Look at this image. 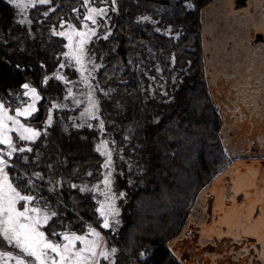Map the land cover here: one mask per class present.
<instances>
[{
	"label": "trees",
	"instance_id": "trees-1",
	"mask_svg": "<svg viewBox=\"0 0 264 264\" xmlns=\"http://www.w3.org/2000/svg\"><path fill=\"white\" fill-rule=\"evenodd\" d=\"M211 1L34 0L21 19L0 0V102L14 112L28 86L39 95L25 119L37 137L15 135L12 151L0 142V155L11 184L46 214L47 240L93 227L110 250L98 264H181L167 243L231 158L203 69L200 14ZM99 7L106 12L87 44L98 117L86 119L87 88L58 30L92 24L89 10ZM103 139L123 190L106 224L97 191Z\"/></svg>",
	"mask_w": 264,
	"mask_h": 264
},
{
	"label": "rangeland",
	"instance_id": "rangeland-1",
	"mask_svg": "<svg viewBox=\"0 0 264 264\" xmlns=\"http://www.w3.org/2000/svg\"><path fill=\"white\" fill-rule=\"evenodd\" d=\"M10 3L22 19L34 0H10ZM230 3L231 0H215L201 12L200 20H207L211 15L217 17ZM244 3L245 6L249 3L253 5L255 0H244ZM105 12V7L91 8L88 19L92 24L84 23L80 28L67 25L58 30L65 38V58L78 70L82 84L87 88L86 119L98 117L92 84L96 65L87 54V44L96 32V19ZM241 26L246 36L236 41L228 34L221 41H229L230 48L220 52L221 47L216 43L217 52L214 54L211 50L214 41L205 27L201 50L204 76L222 115V136L232 147L227 148L229 154L254 157V135L258 133L255 138L260 140L264 132V33L259 30L258 11L250 14ZM219 39L215 38L217 42ZM241 50L244 52L241 53ZM24 92L26 104L14 112L0 102V142L7 145L10 151L13 150L15 135L26 141L34 140L38 135V130L25 119L37 110L39 95L29 86ZM247 137L246 141H241ZM99 151L104 157V175L97 188L98 210L106 224L120 210L117 201L123 190L117 187V168L112 159L111 142L103 139ZM29 201L30 197L21 195L9 181L0 155V235L7 244L5 248H0V264H98L101 258L110 257V250L101 233L93 227L85 233H65L58 243L47 240L41 230L47 216Z\"/></svg>",
	"mask_w": 264,
	"mask_h": 264
},
{
	"label": "water",
	"instance_id": "water-1",
	"mask_svg": "<svg viewBox=\"0 0 264 264\" xmlns=\"http://www.w3.org/2000/svg\"><path fill=\"white\" fill-rule=\"evenodd\" d=\"M214 1L212 0L208 3L201 12L203 13L204 9ZM244 4V0H231V3L225 7L222 14L217 17H212L211 15L209 19L201 20L202 35L206 27L211 40L214 41L211 48V50L213 49V54L215 51L217 52L216 43L221 47L220 52H225L230 48L228 47L229 41H221L228 34L236 41L246 36V31L241 26V23L245 22L249 15L256 11H258V17L260 18L261 26L259 30L264 33V19L262 20L264 0H255L253 5L249 3L245 6ZM254 20L257 22L255 17ZM215 38L220 39L217 42ZM243 52L244 50H241V53ZM221 132L223 135L222 130ZM226 178H228L230 184L224 180ZM207 191L214 198L211 211L213 215L217 214V218L208 224L205 223L207 216L205 195ZM239 193L243 195L239 203L225 202L226 199L234 198ZM190 223L198 227L199 234L205 237H219L221 234H229L231 236L248 235L256 238L259 244L263 245L264 158L247 157L234 159L211 180L206 188L198 192L182 230L167 243V248L179 262V255L172 249V245L182 238Z\"/></svg>",
	"mask_w": 264,
	"mask_h": 264
},
{
	"label": "flooded vegetation",
	"instance_id": "flooded-vegetation-1",
	"mask_svg": "<svg viewBox=\"0 0 264 264\" xmlns=\"http://www.w3.org/2000/svg\"><path fill=\"white\" fill-rule=\"evenodd\" d=\"M263 19L264 14H262V20ZM256 134L254 135V138L252 137L254 141L252 144V150L255 154L253 158H264V132L261 134L262 138H260V140L255 138ZM248 137L245 139L241 138V141H246ZM224 142L227 148H232L230 145L226 144L225 139ZM230 155L232 157L228 164L234 159L248 157L237 156L235 153L229 154V156ZM211 180H209L201 189L206 188ZM224 180L230 184L228 178ZM242 198L243 195L239 193L235 195L234 198L226 199L225 202L237 204ZM213 201V195L207 191L205 195V204L207 207V216L205 219L206 224L217 218V214L213 215V212L211 211ZM172 249L178 253L181 264H264V244H259L256 238L248 235L231 236L229 234H221L219 237H205L199 234L198 227L192 223L189 224V227L182 238L172 245Z\"/></svg>",
	"mask_w": 264,
	"mask_h": 264
}]
</instances>
